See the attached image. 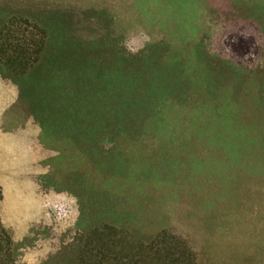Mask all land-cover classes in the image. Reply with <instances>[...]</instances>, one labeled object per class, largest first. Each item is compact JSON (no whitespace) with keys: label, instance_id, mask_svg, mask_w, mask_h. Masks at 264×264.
Here are the masks:
<instances>
[{"label":"rangeland","instance_id":"rangeland-1","mask_svg":"<svg viewBox=\"0 0 264 264\" xmlns=\"http://www.w3.org/2000/svg\"><path fill=\"white\" fill-rule=\"evenodd\" d=\"M12 19L45 34L21 93L0 68V222L17 264L72 232L81 176L85 202L181 238L198 264H264V0H0V27ZM76 77L102 86L94 162L52 128L51 89Z\"/></svg>","mask_w":264,"mask_h":264},{"label":"trees","instance_id":"trees-1","mask_svg":"<svg viewBox=\"0 0 264 264\" xmlns=\"http://www.w3.org/2000/svg\"><path fill=\"white\" fill-rule=\"evenodd\" d=\"M44 45V32L26 21L12 19L0 27L1 73L11 75L7 77L13 79L20 93L23 90L20 81L24 82L22 76L38 63ZM60 80H57L58 84ZM101 89V84L85 77L71 78L68 84L51 89L60 94L64 104L63 112L56 116L52 128L57 136L69 134L75 146L91 162H94V151H89L87 147L89 144L95 148L90 137L99 134L101 123L94 115ZM48 120L46 116V121ZM37 122L42 130L45 127L44 117L38 118ZM48 124L51 128L52 120ZM74 177L78 178V175ZM81 177V192L86 197L87 187L83 183L84 176ZM74 184L67 191L77 199L79 214L76 223L71 233L66 231L65 235L59 236V248L39 264H198L195 253L181 238L167 231L141 234L111 220V204L97 203L96 198L85 202L83 197L75 194L74 189L78 185ZM1 199L0 190V201ZM15 249V243L0 222V264H17Z\"/></svg>","mask_w":264,"mask_h":264}]
</instances>
